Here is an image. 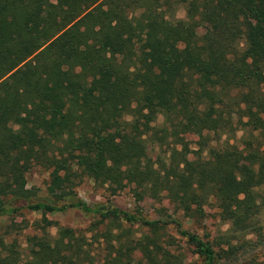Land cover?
Returning a JSON list of instances; mask_svg holds the SVG:
<instances>
[{
    "label": "trees",
    "instance_id": "16d2710c",
    "mask_svg": "<svg viewBox=\"0 0 264 264\" xmlns=\"http://www.w3.org/2000/svg\"><path fill=\"white\" fill-rule=\"evenodd\" d=\"M263 113L264 0H0V264H183L158 232L169 222L200 264H218L177 219L89 205L74 186L82 176L110 194L133 185L188 217L212 203L230 236L258 235L260 144L217 139L234 117L264 137ZM202 131L211 137L190 149L185 134ZM33 165L48 171L44 196L26 187ZM67 208L95 219L79 231L45 217ZM22 209L40 218L15 220ZM136 220L147 232L123 235Z\"/></svg>",
    "mask_w": 264,
    "mask_h": 264
},
{
    "label": "rangeland",
    "instance_id": "374dc122",
    "mask_svg": "<svg viewBox=\"0 0 264 264\" xmlns=\"http://www.w3.org/2000/svg\"><path fill=\"white\" fill-rule=\"evenodd\" d=\"M53 1V0H50ZM175 17H183L182 8H178L175 12ZM204 26L199 27L198 33L200 36L205 32ZM261 120L264 122V113L260 115ZM234 117L232 120V127L226 133H222L218 136L217 144L223 143L227 140L229 143H233L237 148L242 147V140L253 139L254 144H260V152L264 156V137L258 130H252L253 122H246L244 125L236 122ZM251 136V137H250ZM205 137L210 138L211 135L205 131L199 133L185 134L184 138L190 149L197 148V141H203ZM210 142V140H209ZM147 153L151 159H154L157 153L156 149H149ZM202 155L205 154V149L202 148ZM188 156H191L190 154ZM26 187L35 190L38 196L46 195V186L48 182V171L39 165H33L25 173ZM74 192L78 198L84 200L87 204L91 205L94 203L106 204L109 203L112 206L125 210L134 216L141 215L148 220L167 219L166 216L177 219L181 227L197 234L201 239L206 240L210 243L212 248L219 254L218 264H242L244 259L252 254H255L257 258H264V208L261 209L257 218L258 226H260V234L247 233L243 239L233 238L229 235V225L227 222L222 221L218 216L217 208L211 203L202 207V215L188 217L181 211L174 209L172 204L163 197L158 199H152L146 194L136 196L133 191V185H126L120 191L115 194L110 192L104 187L93 183L87 177H83L74 186ZM45 217L51 221H54L56 225L71 227L76 230H83L87 224L95 219L93 214L82 213L76 208H67L63 211H56L52 213H46ZM40 218L38 212H28L24 209L14 216L15 220L24 219L28 222ZM108 221L104 220L101 224L102 227ZM123 235L129 237H138L140 234L147 232L145 226L133 221L130 224L126 222L121 223ZM49 233L53 235L56 227L52 226L48 228ZM128 232V233H127ZM161 236L168 235L174 238V244L178 245L180 250L185 256L183 264H200V260L191 251V245L185 242V239L177 233V229L174 223H167L161 225L158 231ZM33 233L31 227L22 231L18 235V241L20 242V248L23 249L25 246L24 237L26 234ZM231 238V239H230ZM251 240L253 242L252 247L242 246V241ZM234 247V253L232 248ZM91 251L93 256H98V248L93 246Z\"/></svg>",
    "mask_w": 264,
    "mask_h": 264
}]
</instances>
